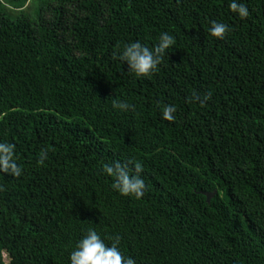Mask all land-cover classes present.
I'll use <instances>...</instances> for the list:
<instances>
[{"label":"trees","instance_id":"1","mask_svg":"<svg viewBox=\"0 0 264 264\" xmlns=\"http://www.w3.org/2000/svg\"><path fill=\"white\" fill-rule=\"evenodd\" d=\"M241 2L243 20L230 0H0V141L24 169L0 174L5 264H68L89 227L137 264H264V0ZM212 20L231 31L212 37ZM164 31L176 42L151 77L112 58ZM127 157L139 200L101 170Z\"/></svg>","mask_w":264,"mask_h":264},{"label":"clouds","instance_id":"2","mask_svg":"<svg viewBox=\"0 0 264 264\" xmlns=\"http://www.w3.org/2000/svg\"><path fill=\"white\" fill-rule=\"evenodd\" d=\"M229 10L240 19L249 17L248 6L241 0H230ZM231 31L228 24L218 20L210 21L208 32L212 37L223 39ZM175 37L167 31L159 34L156 43L149 47L139 40L124 43L112 53L114 60L126 64L127 71L136 78L151 77L158 71L165 54L175 45ZM211 96L207 93L201 98L193 95L192 99L203 105ZM112 107L121 112L135 111V105L127 100H113ZM162 119L172 121L177 107L165 104L160 108ZM48 157L46 149L41 150L38 163H43ZM102 172L112 179L111 188L122 196L141 199L147 189L141 161L127 157L102 165ZM24 169L18 162L17 146L13 142L0 141V174L19 178ZM3 190V185H0ZM68 264H137L132 256L125 255L120 248V236L106 237L95 228L85 229L68 253Z\"/></svg>","mask_w":264,"mask_h":264},{"label":"rangeland","instance_id":"3","mask_svg":"<svg viewBox=\"0 0 264 264\" xmlns=\"http://www.w3.org/2000/svg\"><path fill=\"white\" fill-rule=\"evenodd\" d=\"M9 261V258L6 254L3 255V257L0 259V264H5Z\"/></svg>","mask_w":264,"mask_h":264},{"label":"water","instance_id":"4","mask_svg":"<svg viewBox=\"0 0 264 264\" xmlns=\"http://www.w3.org/2000/svg\"><path fill=\"white\" fill-rule=\"evenodd\" d=\"M216 194V191L215 192H213V193H208L207 194V196H208V200L210 201L212 198H213V196Z\"/></svg>","mask_w":264,"mask_h":264}]
</instances>
